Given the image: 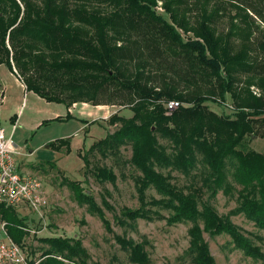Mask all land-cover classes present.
Wrapping results in <instances>:
<instances>
[{
    "label": "trees",
    "instance_id": "1",
    "mask_svg": "<svg viewBox=\"0 0 264 264\" xmlns=\"http://www.w3.org/2000/svg\"><path fill=\"white\" fill-rule=\"evenodd\" d=\"M159 4L168 19L156 13ZM0 65L46 102L130 110V117L111 115L107 123L119 127L78 153L85 172L114 185L115 173L105 165L90 169L89 157L107 159L130 147L127 164L136 173L139 206L122 207L114 214L116 225L188 223L190 264H215L204 233L228 237L234 250L264 264L255 243L262 238L231 220L242 215L264 230V154L240 149L248 137L264 139V0H0ZM227 95L231 114L209 108L207 103L219 105ZM169 101L183 105L168 115ZM48 147L71 152L67 138ZM174 172L191 182L178 187ZM62 184L102 222L130 263L149 264L143 242L114 234L103 210L113 212L108 201L99 205L66 177ZM149 190L158 198H148ZM219 192L236 194L226 215L212 203ZM26 219L0 204V221L22 247L29 235ZM38 241L45 249L30 264H99L90 262L78 238Z\"/></svg>",
    "mask_w": 264,
    "mask_h": 264
},
{
    "label": "rangeland",
    "instance_id": "2",
    "mask_svg": "<svg viewBox=\"0 0 264 264\" xmlns=\"http://www.w3.org/2000/svg\"><path fill=\"white\" fill-rule=\"evenodd\" d=\"M156 13L168 19L160 4L156 8ZM223 22L225 23L221 24V29L226 27V20ZM8 94L13 97L21 96L19 93L17 94L15 89L8 90ZM207 104L213 112L219 115H228L233 112L228 95L224 103H220L219 105L217 103ZM29 106L30 104L27 102L24 110L25 114L29 113ZM99 110L105 111L108 119L115 113L125 117L131 115L130 110L122 106L101 105L100 108H97V111ZM2 111L0 110V127L5 129L6 135H9L11 129L9 114H5ZM171 113L166 111L168 115ZM101 115L98 112L96 116L98 118L97 121L103 122V129L106 131V134L113 133L119 127V124L109 125L107 123L108 119L99 120ZM65 127L67 126L65 125ZM97 129L95 124L90 123L89 131L85 133L86 137L79 140L81 154H85V151L89 149L88 142L92 140V136H96ZM31 136H33V133L29 136V142L31 141ZM15 138L13 142L18 145ZM83 141H85L84 144ZM159 141L166 144L162 140ZM25 144L27 146L28 142ZM77 149L78 145L71 154L64 153L62 158L56 160V166L61 171L52 169L49 165L38 166L35 172L32 171L36 173V176L40 178L43 184V191L47 198L48 206L43 209L41 216L30 212L28 209H22V213L28 218L26 225L29 235L24 241L28 256L38 259L42 250L45 249V246L39 243V238L54 236L71 237L82 241L83 246L90 255V262L92 263L132 264L128 261L127 254L115 243L113 235L105 231L102 222L96 216L90 215L86 207L78 205L73 191L68 186L62 184V178L66 177L69 180L79 182L83 192L93 197L99 205H102L103 198L108 201L109 205L114 209L113 212H109V210L104 208L103 210L114 234L133 239L138 243L143 242L149 256V264H190L185 258L189 242L187 231L191 226L190 224L168 225L163 219H154L153 221L138 220L134 228H121L115 224L114 214L118 213L122 207L135 209L139 206L133 181L136 173L127 164L131 155L130 147H122L117 156H110L107 159L100 158L97 153L89 157L90 169L93 166L105 165L115 173L117 179L114 185L108 182L101 183L97 181L91 174L92 170L91 172H85L83 161L78 156V153L76 154L75 152ZM240 149L254 150L264 154V139H250L248 137ZM17 159L20 167L19 161H22V158L18 157ZM198 172L194 171V174ZM172 175L174 177L173 182L180 188L187 186L191 182L189 178H184L176 172L172 173ZM147 197L158 198L153 190L147 192ZM205 198H208V193L205 194ZM212 203L220 215H226L237 204L236 194L233 193L232 196H226L222 192H219ZM159 212L161 215H166L165 211L159 210ZM231 220L247 234L261 237L262 241L255 240V243L260 245L264 251V230L256 229L242 215L232 217ZM203 237L209 245L215 264H262V261H253L245 257L242 252L234 250L230 244V239L226 236L211 237L204 233Z\"/></svg>",
    "mask_w": 264,
    "mask_h": 264
},
{
    "label": "crops",
    "instance_id": "3",
    "mask_svg": "<svg viewBox=\"0 0 264 264\" xmlns=\"http://www.w3.org/2000/svg\"><path fill=\"white\" fill-rule=\"evenodd\" d=\"M11 89H15L17 94L19 93L21 96H9L8 90L10 91ZM27 102L30 104L29 113L25 114L24 110ZM89 105L87 103H75L67 108L64 104L46 102L33 92H28L14 72L12 73L6 66L0 65V110H3L2 112L5 114H9V123L11 125L9 135L12 136V143L17 152V158H22V161H19L20 169L26 173L36 175L34 172L37 167L48 165V163L54 164L52 169L61 171L55 162L57 159L62 158L64 154L49 148L48 144L56 139L69 138L70 154L78 145V149L75 151L77 154L81 152L79 140L86 137L85 133L89 131L90 123L95 124L98 129L97 132L95 131L96 136H92V140L88 142V148L95 141L106 136L103 122L97 121L98 118H96L99 112L100 115L102 114L99 120H107L105 111H97L100 106ZM67 114L70 115L69 119L59 122L52 121L55 118L64 119ZM44 121L52 122L41 125ZM82 121H85V123ZM32 133L33 136H31V141L29 142L28 139ZM14 137H16L15 140L18 145L14 144ZM27 142L28 145L26 146L25 143ZM84 143L85 141H83ZM22 209L25 208L16 211L20 216L27 218L22 213Z\"/></svg>",
    "mask_w": 264,
    "mask_h": 264
},
{
    "label": "built area",
    "instance_id": "4",
    "mask_svg": "<svg viewBox=\"0 0 264 264\" xmlns=\"http://www.w3.org/2000/svg\"><path fill=\"white\" fill-rule=\"evenodd\" d=\"M182 105L176 101H169L165 104V110L172 112ZM0 204L17 211L25 208L39 216L48 206L40 178L20 169L12 136L6 135L2 127H0ZM31 259L27 247L12 241L7 234L5 222L0 221V264H30Z\"/></svg>",
    "mask_w": 264,
    "mask_h": 264
}]
</instances>
